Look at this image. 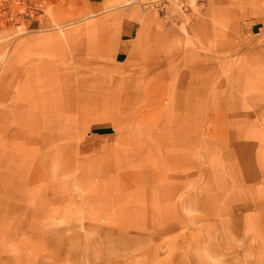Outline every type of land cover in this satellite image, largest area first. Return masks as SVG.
<instances>
[{
	"label": "rangeland",
	"instance_id": "374dc122",
	"mask_svg": "<svg viewBox=\"0 0 264 264\" xmlns=\"http://www.w3.org/2000/svg\"><path fill=\"white\" fill-rule=\"evenodd\" d=\"M21 1L0 264H264V0Z\"/></svg>",
	"mask_w": 264,
	"mask_h": 264
},
{
	"label": "crops",
	"instance_id": "0c3cea01",
	"mask_svg": "<svg viewBox=\"0 0 264 264\" xmlns=\"http://www.w3.org/2000/svg\"><path fill=\"white\" fill-rule=\"evenodd\" d=\"M40 27L41 25L38 28L40 29ZM119 32H120V36L119 39L116 41V51H117V54L115 55L116 62H119L120 57L127 53L129 47L128 44H124V42L131 41L130 39L137 37L139 34L138 29L135 27V25H132L131 23H127V22L126 23L123 22L122 25H120ZM107 35L108 32L105 31L104 42H107Z\"/></svg>",
	"mask_w": 264,
	"mask_h": 264
},
{
	"label": "built area",
	"instance_id": "2783aa9c",
	"mask_svg": "<svg viewBox=\"0 0 264 264\" xmlns=\"http://www.w3.org/2000/svg\"><path fill=\"white\" fill-rule=\"evenodd\" d=\"M3 2H5V0H1V3ZM4 7L8 9V20L9 22L13 23L14 26H17L20 23V20L25 16V14H27L26 11L28 9L26 2H23L21 0H10L9 5L6 4V6L4 5ZM33 10L35 9L31 8V11Z\"/></svg>",
	"mask_w": 264,
	"mask_h": 264
},
{
	"label": "bare ground",
	"instance_id": "6f19581e",
	"mask_svg": "<svg viewBox=\"0 0 264 264\" xmlns=\"http://www.w3.org/2000/svg\"><path fill=\"white\" fill-rule=\"evenodd\" d=\"M101 49H102V53L105 56H109L111 54V52H112V47H111V45L108 42H104L103 45H102V47H101ZM113 70H115V68H113ZM3 102L8 103L9 102L8 101V98L7 99L0 100V105L4 106L5 104ZM13 106H15V105H11V108H13ZM17 131H19V134H15V137L16 138H19V137H21L20 136V132H23V131L22 130L21 131L20 130H17ZM23 140H25V144L27 145V143L31 140V137L24 136L23 137ZM258 141H264V134L258 136ZM108 154L109 155H112V154H114V151L110 149L108 151ZM15 157H17V156H14V158ZM15 171L19 172V170H16V169H15Z\"/></svg>",
	"mask_w": 264,
	"mask_h": 264
}]
</instances>
